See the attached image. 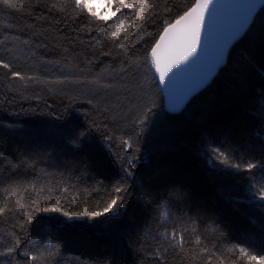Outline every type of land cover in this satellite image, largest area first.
Masks as SVG:
<instances>
[{"label":"trees","instance_id":"16d2710c","mask_svg":"<svg viewBox=\"0 0 264 264\" xmlns=\"http://www.w3.org/2000/svg\"><path fill=\"white\" fill-rule=\"evenodd\" d=\"M195 1L130 0L145 7L117 4L101 18L81 0H0V264L264 255V6L212 82L173 114L151 49ZM111 196L118 215H64Z\"/></svg>","mask_w":264,"mask_h":264},{"label":"water","instance_id":"95a60500","mask_svg":"<svg viewBox=\"0 0 264 264\" xmlns=\"http://www.w3.org/2000/svg\"><path fill=\"white\" fill-rule=\"evenodd\" d=\"M202 2L203 0H196L187 11ZM263 6L264 0H212L209 9L203 12L200 46L195 55L189 56L187 60H182L181 57L185 51V30L191 18L177 25L167 35L162 31L152 49L160 42L157 56L160 59L161 71L166 72L165 80L169 81V84L161 85L160 73L154 65L153 68L167 112L180 113L193 97L212 82L219 70L226 65L232 47L244 36ZM200 11L201 9H197L193 15ZM175 21L171 24H175ZM237 29H240L239 34L233 36ZM177 60L181 61L179 65L176 64Z\"/></svg>","mask_w":264,"mask_h":264},{"label":"snow or ice","instance_id":"6c2138e0","mask_svg":"<svg viewBox=\"0 0 264 264\" xmlns=\"http://www.w3.org/2000/svg\"><path fill=\"white\" fill-rule=\"evenodd\" d=\"M3 3L5 4H11V0H2ZM117 4L121 5L124 8H140L143 9L145 7V4L143 2L139 3V4H130L127 2H124V0H117ZM212 4V0H203L202 3H198L195 7L191 8L189 11L185 12V14L183 16H180L179 19H177L175 21V24H168L165 28H164V35H167L172 29H174L177 25L181 24L184 21H188L191 18V22L190 24L187 26L186 30H185V34H184V39H185V51L183 53V56L181 57L182 60H187L189 56L195 55L197 48L200 46V42H201V37H200V33H201V29L203 27L204 24V15L203 12L205 10L209 9V6ZM53 7H55V5H53ZM77 7H83V5L80 3V0H77ZM197 9H201L200 13H198L197 15H193L194 13L197 12ZM89 12H91V9H88ZM117 11H120V7H117ZM140 12L137 11L135 13L134 18L138 19L140 17ZM253 15V13H251V16ZM117 27L119 28L120 25L118 24ZM240 29H237L234 33L233 36L238 35L239 34ZM113 35H116V33H113ZM128 37L125 36V39H127ZM164 36L161 37V41H163ZM161 46L160 42H157L156 46L152 49V64L156 67V71L160 73V84L161 85H167L169 84V81L165 80V75L166 72L165 71H161L160 68V59L157 56V49H159ZM181 61L177 60L176 64L179 65ZM4 68H9V65L7 64H3L0 65ZM171 70V65H169L168 67V71ZM19 73H15L13 72V77H19ZM124 143H128L127 141H124ZM214 151H217L216 149H214ZM221 163L227 165L228 167L231 168H235L238 171L241 169V165L239 164H229V161L223 157V155L221 154ZM258 166L254 163H248L247 167L244 168V171H248L251 172L252 169L257 168ZM260 171L262 174H264V164L259 166ZM115 191L119 192L121 191V189L116 188ZM259 199L264 201V190H261L259 192ZM117 205V198L115 196H111L110 199L108 200V202H106L103 207L100 210H96V211H92V212H73L71 214L69 213H64V215L71 220L73 217L76 218H80L82 216H89L91 218H97V217H104L107 213L112 212L113 216L118 215V207L116 208V210L113 212V208L114 206ZM262 207H264V205H262ZM59 211L58 208H52V209H41V211ZM5 211V208H0V213H3ZM28 223H30L31 221H26ZM17 244L19 243V241L16 242ZM13 249L10 248L9 251L11 252ZM240 252V256L237 257V260L243 258L248 260L249 264H252V262H255V264H264V255H249V253L244 249V248H240L239 249ZM33 259H36L35 257ZM221 264H223V262L221 261Z\"/></svg>","mask_w":264,"mask_h":264},{"label":"rangeland","instance_id":"374dc122","mask_svg":"<svg viewBox=\"0 0 264 264\" xmlns=\"http://www.w3.org/2000/svg\"><path fill=\"white\" fill-rule=\"evenodd\" d=\"M92 13L101 18H109L115 14L117 0H81ZM130 0H124L127 2Z\"/></svg>","mask_w":264,"mask_h":264},{"label":"bare ground","instance_id":"6f19581e","mask_svg":"<svg viewBox=\"0 0 264 264\" xmlns=\"http://www.w3.org/2000/svg\"><path fill=\"white\" fill-rule=\"evenodd\" d=\"M162 91V90H161Z\"/></svg>","mask_w":264,"mask_h":264}]
</instances>
